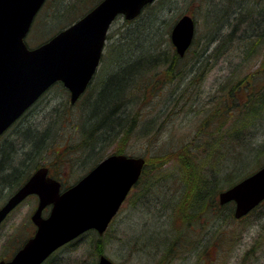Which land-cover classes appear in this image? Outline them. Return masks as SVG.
Segmentation results:
<instances>
[{"label": "rangeland", "instance_id": "374dc122", "mask_svg": "<svg viewBox=\"0 0 264 264\" xmlns=\"http://www.w3.org/2000/svg\"><path fill=\"white\" fill-rule=\"evenodd\" d=\"M75 1L45 0L25 37L27 46L33 48L40 45L66 26L69 23L66 19L73 15V11L65 12L62 17L54 14ZM97 1L79 0L75 6H80L77 12L83 14ZM254 3L257 1L235 0L229 4L228 0H154L142 9L135 23L145 26L141 34L147 44L154 39L153 44L147 46L152 52L171 51L170 30L182 14L187 13L194 19L193 43L179 63L178 71L184 74L175 78L179 73L174 74L173 71L171 79L170 74L163 71L164 66L157 67L148 61L128 81L122 99L129 116L137 112V130L126 138L114 137L97 154L102 156L101 159L109 154L123 153L142 156L146 160L150 158L151 161L147 160V163L145 160V174L137 185L132 186L106 230L102 234L93 230L84 232L62 246L56 252L58 257L52 258L49 264H97L100 254L106 255L113 264H264V200L247 214L235 218V203L219 202V192L232 186L226 185L217 191L213 199L218 205L206 206V212H203L205 202L200 205V196L203 194L204 198L205 190V194H212L210 186L216 183L214 172L218 165L214 161L217 159L209 157V148L227 143V150L232 153L242 147L251 149L264 145V112L263 116L261 114L250 122V112L238 108L233 110L235 102H226L230 90L237 99L246 91L249 93L255 88L264 90V42L262 45L256 43V39L263 38L260 33L264 32V19L260 28L257 21L260 16L249 12ZM226 8L231 11L227 18L225 15L217 18V11L220 13ZM79 14L73 15L72 20ZM151 21L155 24L150 25ZM127 25L121 15L113 20L99 65L86 90L90 86L96 87L106 72L113 70L115 58L124 53L125 57L129 53H136L132 59L138 57V43H132L124 31ZM234 26L237 29H233L231 39L223 40L222 37ZM196 55H199L202 64L193 63ZM134 79L137 81L131 82ZM107 81L104 79L101 85L105 87ZM239 82L241 86L237 84ZM85 92L71 102L69 92L61 82L53 83L0 136V145L5 140L11 141L15 149L29 154L31 144L23 143L22 126L37 131L50 128L54 132L53 143L56 146L36 151L34 167L25 168L26 165L21 164L23 171L19 175L26 171L32 174L38 166L47 165L49 173L61 182L63 188L96 165L92 161L83 165L85 156L90 153L79 149L81 135L75 128ZM232 110L234 113L230 116ZM235 131L239 132V142L225 139L226 134ZM182 148H185V153ZM56 149L62 155L60 159L55 158ZM155 155L163 156L156 161L152 159ZM222 155L225 153L220 154L224 160ZM22 158L25 159L26 155L19 156L15 163L19 165ZM222 160L217 162L222 163ZM224 163H230V160ZM255 164V159L248 156L240 167L238 164L235 167L237 170H250ZM224 169L219 168V174ZM226 169L231 171L232 176L234 168ZM257 169L254 168V171ZM199 178L202 181L197 183ZM232 179L237 178L234 176ZM13 187L2 186L0 206L13 193ZM140 191L142 198L135 199ZM37 202L35 195L29 196L0 225V258H9L15 247L31 235L34 225L30 215ZM192 203L199 204L193 214L189 212ZM210 209L212 216L209 215ZM228 211H231L229 217ZM47 212L44 211L43 215ZM194 216L197 218L195 223L189 221L192 223L189 229L192 234L189 236L190 249L186 252L182 248L176 250L179 245L174 248L172 243L176 236L181 235L185 221Z\"/></svg>", "mask_w": 264, "mask_h": 264}, {"label": "water", "instance_id": "95a60500", "mask_svg": "<svg viewBox=\"0 0 264 264\" xmlns=\"http://www.w3.org/2000/svg\"><path fill=\"white\" fill-rule=\"evenodd\" d=\"M153 1L100 0L47 41L29 48L24 38L45 0H0V136L55 82L62 83L74 102L95 74L113 20L120 14L133 19ZM194 33V19L187 13L171 27L170 40L179 56L190 47ZM144 165L142 156L109 154L63 190L60 181L49 176L47 166L38 167L0 206L1 224L24 198L35 194L38 202L30 215L35 233L0 264H40L56 248L88 230L102 234ZM218 196L221 204L235 203L236 218L247 214L264 199V165ZM97 264L113 262L100 254Z\"/></svg>", "mask_w": 264, "mask_h": 264}, {"label": "trees", "instance_id": "16d2710c", "mask_svg": "<svg viewBox=\"0 0 264 264\" xmlns=\"http://www.w3.org/2000/svg\"><path fill=\"white\" fill-rule=\"evenodd\" d=\"M79 0H76L75 2H70L69 4L65 5L63 8L61 7L60 11H58L57 13H55L54 15L56 16H64L65 12L72 10L73 11V15L75 14H79L81 12H77L78 11V7L80 6H76L77 2ZM100 1V0H98ZM97 1V2H98ZM257 3H254V7H257L259 15L261 14V17L259 18L258 21V25L261 28L262 27V23H263V19H264V0H256ZM96 2V3H97ZM229 4H233V2H235V0H228ZM95 5V4H92ZM147 6V5H146ZM229 7V5H228ZM231 7V6H230ZM91 8V6L88 8V10ZM80 9V8H79ZM230 8H226L221 10L219 13V10L217 11L216 17H222L225 15L228 16L229 12H231L229 10ZM88 10H86L84 13H86ZM250 12V11H249ZM61 13V14H60ZM83 14H79L78 16H82ZM68 17L66 19V21H68L69 23L67 25H69L70 23H72L73 21H75L76 19H78L79 17H77L75 20H72V16ZM236 15V13H235ZM119 16V15H118ZM122 16V15H121ZM123 17V16H122ZM227 18V17H226ZM71 20V21H70ZM126 20V23L128 24L124 31H126V36H129V40H132V43H138V45H136L137 47V51L138 52V57L135 59H132V55L134 56L136 53H129V55L127 57L126 53H124L123 55H120L119 57L115 58L113 60V63L115 62V67H113L112 71L110 70L109 72H106L105 76L103 77L104 79H107V85L105 87H103L101 84L103 82V80L99 83L96 84V87L94 86L93 88L88 87L86 92L83 94V100L84 103L83 105L80 107L81 111H80V116L77 121V124L75 125L76 130L79 131L80 133V147L79 149L83 150H87L88 154L87 156H85V161H83V165H86L87 163H89L90 161L92 162H98L102 156H100V154L98 155L97 153L102 150L105 146L104 145H108L109 141L111 139H113L116 136H121L123 138H126L127 136H131L133 134V131L135 132V130H137L136 126L137 124H139L138 121V115L137 112L133 113V115H130L125 111V106H124V101L122 99V94L124 92L125 86L127 85L128 81L131 79L132 76L136 75L139 71V69H143L144 68V64H146L148 61L149 62H153L157 67L158 66H164L165 69L163 71L168 72L170 74V78L172 79V77L174 76V74L179 73V75H176V77H180V74H184L181 71H178L179 69V63L182 61L183 56H179L178 53L175 51L173 45L171 44V51L167 52V51H163V50H158L156 52H152V50L148 49L147 46L152 45L154 39L151 42H148V44L146 43L147 41L144 40V37L141 33L142 30L144 29L143 25L141 24V27L139 24V22L136 24L135 21L138 20V16L137 18H133L130 20ZM64 21V22H66ZM63 22V23H64ZM151 24H155V23H150ZM66 25V26H67ZM64 26V27H66ZM153 26H150V28H152ZM236 26H234L232 28L231 31L227 32L225 37H222L223 40L224 39H231V35L233 34V29ZM237 29V27H236ZM256 32V31H255ZM141 35V36H140ZM260 35L263 37L260 40L256 39V43L262 45L264 42V32L260 33ZM127 36V37H128ZM107 38H109V34L107 35ZM128 39V38H126ZM135 39V40H133ZM128 40V41H129ZM193 43V41H192ZM191 43V44H192ZM127 44V42H126ZM117 45H123L125 46L124 43L120 44L118 43ZM191 46V45H190ZM264 46V45H262ZM190 48V47H189ZM188 48V49H189ZM187 49V51H188ZM264 50V47L262 48ZM205 50V49H204ZM150 51L152 53H150ZM186 51V52H187ZM185 52V53H186ZM199 55H196L193 59V63L194 64H202L200 63V59L198 57ZM263 58H264V53H263ZM264 60V59H263ZM111 62V61H110ZM264 64V62H262ZM261 63V64H262ZM141 66V68H140ZM155 66V67H156ZM115 68V69H114ZM175 72L172 76V72ZM178 71V72H177ZM108 77H110V79H108ZM169 78V79H170ZM170 79V80H171ZM137 80H132L131 82H136ZM241 86V82L237 83ZM224 89V87H222ZM228 91V89L226 90ZM246 94L242 95L240 97V99L238 100L236 98V96L234 95V93H232V91L230 90L227 94L229 95V98H227L226 102H235V106L233 107V110L238 108L241 111L244 112H250L249 114V119L250 122L260 116L262 114L263 116V112H264V90L261 89H253L252 91L250 90L249 93H247V91L245 92ZM133 100H137L133 97ZM241 103V104H240ZM84 108V111H83ZM225 110V108H224ZM233 110L229 113V115L231 116L233 112ZM249 110V111H248ZM81 112H82V118H81ZM264 121V120H263ZM224 123V122H223ZM145 126V125H143ZM145 127L141 128V131L144 129ZM21 134H22V138H23V143H30L31 144V151L29 152V154H25L26 151H23V153L20 152V150L18 151L17 149H15L12 145V143H10L11 141H3L0 145V189L2 188L3 185H10V186H14L12 189L13 192L23 184V182L31 175V172L26 171L25 174L23 175H19L23 169H21V164L22 165H26L25 168H28L31 166H33L35 163L34 159L36 158V151L42 149H53L56 145L55 143H53V139H54V132L52 131V129L50 128H46L43 131H37L34 129H29V126H22L21 127ZM77 131V132H78ZM53 132V133H52ZM232 133V134H231ZM229 134L225 135V139L229 140V139H234L235 141L239 140V132L235 131V132H231ZM239 142V141H238ZM222 146H214L209 148V157L211 156L213 159H217L218 161L222 160L220 158V154L223 152L225 153V155H222V158L224 160H222V163H218L217 160L214 161V163H217L218 168L217 171L214 172L215 174V179H216V183L214 185H211L210 187L213 188L212 190V194H205L207 193V191H204V198H203V194L201 195V193L199 192L198 194H200L201 196V204L203 202L204 203V208H203V212H206L208 209L206 208V206L209 208H211V204H215L218 205L219 203H215L214 202V197L216 195V193H218L217 191H220L222 188H224V186H230L233 185L235 182L239 181V179L241 180L242 177H245L246 175H248L250 173V171H254V168H259L261 166L264 165V160L262 155L264 156V145L262 147H257V148H251L248 147V145H246L245 148L242 147L237 151H233L232 153H230V150H227V143L221 144ZM242 146H245L244 144ZM61 147V146H59ZM183 153H185V148H182ZM221 149V150H219ZM252 150V151H251ZM80 151V150H79ZM263 151V153L261 154V152ZM124 152V151H122ZM55 154V158H61V154L59 149H56V151L54 152ZM188 155H190L189 153H187ZM26 158L21 160L19 165L15 163V161L18 160L19 156H25ZM163 155L160 156H153V160L158 161V159H161ZM251 156L252 158L255 159L256 161V166L253 165L252 169H244V170H237L236 169V165L238 164V166L240 167V163H242L243 161H245V159ZM164 158V157H163ZM146 160V159H145ZM147 160H149V162L151 161L150 158H147ZM146 160V161H147ZM164 160V159H163ZM225 160H230V163L225 164L224 161ZM185 162H187L184 159ZM148 163V161H147ZM159 162H157L156 164L158 165ZM51 166H53L51 163L49 164ZM95 165V164H94ZM93 165V166H94ZM153 165V163H152ZM42 166V165H41ZM47 166V165H46ZM92 166V167H93ZM21 167V168H20ZM34 167V166H33ZM40 167V166H38ZM146 165L144 166V169L139 177V179L136 181V184L139 182L140 178L145 174L146 171ZM225 167L224 170H222V172L219 174L218 169L219 168H223ZM232 167L233 169V175H230L229 170H227L226 168ZM91 169V168H90ZM234 176H236L237 179H232ZM203 179H205V177L203 176ZM199 181H202V178L197 179V183ZM203 188V187H202ZM205 188V186H204ZM11 192V191H10ZM180 195L181 192L179 191ZM210 197H213L212 199ZM141 191L140 193L135 196V199H141ZM209 199L208 202H206ZM211 200H213V202H211ZM210 203V204H209ZM199 204H195L192 203L191 207L189 205V212L193 214V212L196 210V208L198 207ZM211 213H209V211L207 213H209V215L212 214V209H210ZM202 214V211L200 212ZM199 213V215H200ZM195 214V213H194ZM197 214L196 217L199 216ZM212 216V215H211ZM227 216H231V211L227 212ZM195 216L193 218H190L187 221H185L182 229H181V235L176 236L174 242L172 243V247L176 248L177 245H179L177 247L176 250H180L181 248L184 249V252L188 251L190 248L188 247L189 245V236H191V232H190V226H192L189 221L193 222L195 220H197ZM181 219V217H180ZM195 223V222H194ZM182 224V223H181ZM169 234V233H168ZM167 234V235H168ZM165 235V236H167ZM179 237V238H178ZM98 238V237H97ZM165 240V239H164ZM99 246V245H96ZM171 246V245H170ZM180 252V251H179ZM182 252V251H181ZM170 261V259H169Z\"/></svg>", "mask_w": 264, "mask_h": 264}, {"label": "flooded vegetation", "instance_id": "af4514ba", "mask_svg": "<svg viewBox=\"0 0 264 264\" xmlns=\"http://www.w3.org/2000/svg\"><path fill=\"white\" fill-rule=\"evenodd\" d=\"M48 167V166H47ZM48 173H49V167H48ZM49 175H51L50 173H49ZM52 176V175H51ZM66 187V186H65ZM65 187H63V188H65ZM62 188V187H61ZM62 188V189H63ZM29 196H32V195H29ZM29 196H27L26 198H28ZM36 196V195H35ZM37 197V196H36ZM25 198V199H26ZM24 199V200H25ZM23 200V201H24ZM22 201V202H23ZM49 208H50V206H47L45 209H44V211H46V210H49ZM33 223V222H32ZM2 224V223H1ZM0 224V225H1ZM33 225H34V228H33V230L30 232V236L29 237H27L17 248L15 247V251L13 252V254L9 257V258H0V260H10L13 256H14V254L25 244V242L31 237V236H33L34 235V233H35V230H36V225L33 223ZM62 246H64V245H61V246H59L58 248H56L51 254H49L44 260H43V262H41L40 264H49V263H51V259L52 258H56V257H58V255H56V252L62 247ZM56 255V256H55Z\"/></svg>", "mask_w": 264, "mask_h": 264}, {"label": "bare ground", "instance_id": "6f19581e", "mask_svg": "<svg viewBox=\"0 0 264 264\" xmlns=\"http://www.w3.org/2000/svg\"><path fill=\"white\" fill-rule=\"evenodd\" d=\"M41 7H42V6H41ZM41 7H40V8H41ZM39 10H40V9H39ZM39 10H38V11H39ZM249 11H250V12H253V13H257V15H259L258 9H257L256 7H254V6H252V5H251V8H250ZM37 13H38V12H37ZM262 15H264V14H262ZM35 16H36V15H35ZM259 16L261 17V14H260ZM34 18H35V17H34ZM26 35H27V34H26ZM25 37H26V36H25ZM41 95H42V94H41ZM41 95H40V96H41ZM40 96H39V97H40ZM39 97H38V98H39ZM38 98H37V99H38ZM37 99H36V100H37ZM36 100H35V101H36ZM35 101H34V102H35ZM34 102H33V103H34ZM9 126H10V125H9ZM9 126H8V127H9Z\"/></svg>", "mask_w": 264, "mask_h": 264}]
</instances>
